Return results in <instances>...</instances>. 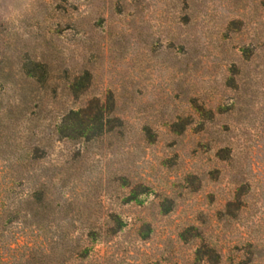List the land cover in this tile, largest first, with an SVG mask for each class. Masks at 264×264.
Returning <instances> with one entry per match:
<instances>
[{
    "label": "rangeland",
    "instance_id": "374dc122",
    "mask_svg": "<svg viewBox=\"0 0 264 264\" xmlns=\"http://www.w3.org/2000/svg\"><path fill=\"white\" fill-rule=\"evenodd\" d=\"M101 107V135L60 136ZM0 133L39 148L0 155L12 206L51 202L38 231L0 226L18 260L264 264V0H0Z\"/></svg>",
    "mask_w": 264,
    "mask_h": 264
},
{
    "label": "trees",
    "instance_id": "16d2710c",
    "mask_svg": "<svg viewBox=\"0 0 264 264\" xmlns=\"http://www.w3.org/2000/svg\"><path fill=\"white\" fill-rule=\"evenodd\" d=\"M41 69L43 71V74L38 77L36 74L37 71ZM23 75V74H22ZM47 72L44 69V66L41 64H36V69L33 72H26L24 76L27 80H31L33 83L37 85L38 88H36L38 91H40V88H43L46 80ZM89 84V74L84 73L82 76L75 78L74 83H72L69 87V91L74 94L75 96H78L81 92V90H85ZM34 85V84H32ZM35 87V86H33ZM32 86L28 88L29 92H26V89H21V95L23 97V100L25 102V105H27L26 100L29 99V97L32 94ZM32 89V90H31ZM35 89V90H36ZM8 115H13L14 110L9 109L7 111ZM104 108L101 107L98 109L97 115L93 118L90 117V115L85 114L84 110H78V111H70L68 115H66L64 121L67 125H61L57 128L60 136H65L67 138H89V133H93L94 130H97L98 135H101L103 133V117H104ZM75 116L76 121L74 124H69V117ZM69 122V123H68ZM97 124V126H94V124ZM69 131L70 133H65ZM22 137H20L19 140H21ZM30 140V139H29ZM28 142L30 143L31 141ZM20 144L16 141V144L13 145L11 142H9V138L6 136V133H0V155L3 156L7 154L8 156L12 153L13 156H17V160H21L22 163H27L28 165H31L33 161L37 158L36 153L39 152V148L36 145L30 144L28 147H22L20 148ZM21 151V153H20ZM0 173L3 174V177H8V181L4 183L5 187L2 189L3 200H1L2 207L0 208V226H5L9 223H12L13 221H19V223L23 226V229L20 231L21 235L25 233V228H31L33 229L35 227L36 231L39 230L40 227L44 225V221L46 220L47 216L49 215L50 209H51V202L46 198V187L42 186L39 189H35L27 194H22L20 196H16V205L12 206L11 202V196L10 192L8 193L9 187L12 185V181L19 183L23 186L24 179L21 177H18V169H14L12 167L3 169L0 171ZM11 181V183H9ZM9 185V186H8ZM4 230L0 231V264H34L36 259L42 258V255L40 257H37L38 252L32 248L28 247L27 253L22 257L21 260H18L15 258V256L12 255V245L7 244L4 241ZM6 251L5 256H10L11 261H5V258L2 256L3 253L1 252ZM11 253V254H10ZM5 262V263H4Z\"/></svg>",
    "mask_w": 264,
    "mask_h": 264
}]
</instances>
